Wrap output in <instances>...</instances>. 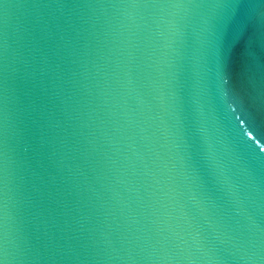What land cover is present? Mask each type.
<instances>
[{
  "label": "water",
  "instance_id": "95a60500",
  "mask_svg": "<svg viewBox=\"0 0 264 264\" xmlns=\"http://www.w3.org/2000/svg\"><path fill=\"white\" fill-rule=\"evenodd\" d=\"M261 149L264 0H0L4 264H264Z\"/></svg>",
  "mask_w": 264,
  "mask_h": 264
},
{
  "label": "snow or ice",
  "instance_id": "6c2138e0",
  "mask_svg": "<svg viewBox=\"0 0 264 264\" xmlns=\"http://www.w3.org/2000/svg\"><path fill=\"white\" fill-rule=\"evenodd\" d=\"M6 7V5H5ZM246 38H247V30L245 31H242L236 38H235V43L239 44L241 42H244L246 41ZM248 43H251L250 40L247 41ZM233 113L236 111L235 108L232 109ZM236 119L239 121V123L241 125L244 124V121L243 120H240V118L237 116ZM243 135L246 136L248 138V140H252L253 139V134L251 131H248L247 129H243ZM256 143L258 144L259 141L257 140ZM261 151H264V149H261ZM0 264H4V261L3 260H0Z\"/></svg>",
  "mask_w": 264,
  "mask_h": 264
}]
</instances>
